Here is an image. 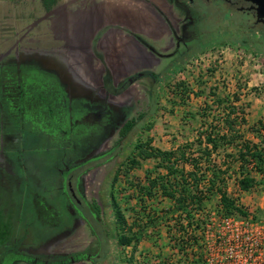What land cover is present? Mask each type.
Segmentation results:
<instances>
[{
    "label": "flooded vegetation",
    "instance_id": "obj_1",
    "mask_svg": "<svg viewBox=\"0 0 264 264\" xmlns=\"http://www.w3.org/2000/svg\"><path fill=\"white\" fill-rule=\"evenodd\" d=\"M155 1L171 12L169 21L155 8L169 27V41L156 47L138 37L140 43L147 49L171 50L161 54L166 57L198 41L203 13L194 0ZM221 1L228 17L232 11L251 15L250 30L264 27L255 22L250 4ZM85 12L97 13L99 23L107 20L105 6L94 1ZM222 18L225 27H221L226 30L212 33L214 38L206 44L225 43L241 36L230 30L227 18ZM160 39L149 38L155 43ZM239 41L245 48L255 47L251 37ZM20 42L12 52L0 55V188L14 196L12 207L17 211L18 227L17 237L0 252V264L6 258L9 264H94V257L80 250L82 230L97 243L100 240L93 227L101 225V233L105 234L99 200L111 194V180L106 179L105 169L113 163L111 169L115 171V160L120 155L116 148L121 143L118 139L112 147L108 144L114 130L117 128L119 134L126 123L124 94L128 88L116 94L105 88L104 77L98 88L86 81L78 86L66 73L74 63L72 54L19 49ZM56 58L58 61H54Z\"/></svg>",
    "mask_w": 264,
    "mask_h": 264
},
{
    "label": "rangeland",
    "instance_id": "obj_2",
    "mask_svg": "<svg viewBox=\"0 0 264 264\" xmlns=\"http://www.w3.org/2000/svg\"><path fill=\"white\" fill-rule=\"evenodd\" d=\"M93 1L96 0H55L53 7H59L58 15L48 14L43 6H40L41 2L38 0L0 1L2 12L0 13V44L2 42L3 47L8 46L10 38H7V35H11L16 28L17 39L21 41L19 49H45L44 51L59 49L50 38L48 21L43 18H52L50 24L57 32L64 28L68 34H72L75 13L79 12L78 16L87 15L85 11L91 8ZM194 1L200 14L203 13L198 31L201 35L197 37L198 41H192L188 49H178L176 54L163 57L162 64L154 68L155 78H141L124 94L126 96L125 121L134 119L135 126L132 132L124 138L119 137L116 128L108 144V147H112L115 141L120 139V148H116L120 154L115 160L116 169L112 171L113 163H111L106 167L105 172L108 175L106 179L111 180V194L129 222L137 218L139 208L148 210L151 207V203L143 202L136 189L128 190L129 180L143 181L145 176L154 172L155 162L153 160H139L137 168L128 170L130 167L128 160L135 155L134 147L137 143L149 142L151 147L166 151L192 143L201 124L198 115L202 110L210 115L209 107L213 109L210 117L226 112L227 107L234 105L238 117H244L246 120L247 118L256 120L264 118V27L256 26L250 30L253 25L251 15L248 17L246 14L232 11L228 17V9L221 0H212L209 3L205 0ZM64 3H66L65 6H63ZM12 7L20 14L18 22L16 19H12L11 22L10 15H6L11 14ZM175 12L180 14L179 11ZM62 13L63 15H60ZM222 17L227 18V23L231 25L230 30L241 36L233 38L232 41L226 40L225 43L222 41L210 46L206 43L208 39L214 38L212 33L217 34L226 30L221 27L223 25L225 27ZM39 19H42L40 23L37 22ZM60 19H65V21L61 22ZM34 24L40 28L39 31L31 32ZM208 30L211 32L207 33ZM250 37L253 39L254 49L245 48L240 44V39L250 40ZM43 38L47 43L46 48H39L34 40ZM167 40L169 41V38L164 35L160 41L155 43V46H161ZM62 45L61 49L70 54L64 44ZM170 51H161V54L170 53ZM54 61H58V58ZM219 99H226L230 105L224 103L219 108L216 107ZM213 101L214 103L211 104ZM209 123L213 127H222L215 122ZM243 136L247 140H254L252 134L245 128ZM225 157L223 152H219L216 159L221 162ZM236 169L237 164L233 163L230 174L232 175V171ZM106 179L102 188H105ZM259 179L258 177V181ZM228 187L231 193L235 192L233 181H228ZM5 192L0 188V252L4 250L5 244L17 237L18 229L17 211L12 207L14 196ZM239 199L247 213L253 214L259 220H264V186H257L249 193L240 194ZM99 203L104 210L103 223L106 224L103 226V231L105 234L101 233V225L93 227L98 241L100 240L97 243L93 241L88 231L82 230L80 250L90 253L94 257V264H124L125 258L129 257L128 255L132 252L121 250L116 244V221L112 217L110 197L99 200ZM107 203H109L108 206H106ZM164 205L167 206V202ZM217 205L216 197L206 203L205 207L209 217L217 213ZM140 216H144L143 211ZM138 223L141 225L145 222L139 221ZM20 229L21 227L19 233L23 232ZM150 229H147V236L141 239L137 252L134 254V259L138 263L147 264L151 262V256L162 254L168 256L172 253L165 228L152 229L154 232ZM92 241L93 243L90 244ZM9 261L10 259L6 258L2 264H9ZM181 261V264H185L183 258Z\"/></svg>",
    "mask_w": 264,
    "mask_h": 264
},
{
    "label": "trees",
    "instance_id": "obj_3",
    "mask_svg": "<svg viewBox=\"0 0 264 264\" xmlns=\"http://www.w3.org/2000/svg\"><path fill=\"white\" fill-rule=\"evenodd\" d=\"M143 77L156 76L152 72L137 73L117 87L112 85L108 75L104 76L103 81L105 88L118 94ZM213 103L214 101L211 104ZM224 103L230 105L226 99H219L216 107L219 108ZM209 108L210 115H207L205 110L200 113L201 127L194 143L184 144L170 151L153 148L149 142L135 145V155L128 160V170L137 168L139 160H153L155 164L154 172L145 176L144 181H128V190L136 189L144 203H151L148 210L138 209V219L133 218V221L129 222L119 209L113 194L109 196L112 217L116 221V244L121 250L132 252L125 258L124 264H142L135 261L134 254L150 227L153 230L165 228L172 253L168 256H151V262L147 264H181V258L185 264H189L188 243L191 240H199L195 232L204 231L209 224L210 217L205 206L216 196L218 215L249 214L241 206L239 195L234 196L228 191L226 181L233 176L239 194L249 193L257 186H264V118L249 128L254 140H247L240 130L236 129L237 126L245 124V119L237 116L234 105L227 107L226 112L212 117L210 116L213 109ZM135 122L134 119L126 121L119 130V136H128ZM209 122H215L222 127H213ZM219 152L226 156L221 162L216 159ZM233 163L237 164V169L232 171L231 175ZM185 165L189 167L188 170ZM166 202L167 206L164 205ZM142 211L144 216H140ZM139 221L145 223L139 225ZM191 227L193 228L189 233L188 229Z\"/></svg>",
    "mask_w": 264,
    "mask_h": 264
},
{
    "label": "crops",
    "instance_id": "obj_4",
    "mask_svg": "<svg viewBox=\"0 0 264 264\" xmlns=\"http://www.w3.org/2000/svg\"><path fill=\"white\" fill-rule=\"evenodd\" d=\"M39 1L41 2L39 3L40 6L42 5L48 14L55 15L59 13V7H53L55 0H38V2ZM95 2L98 5L102 4L105 6L107 20L99 23V15H97V13L92 12L87 15L83 14V16H78L79 12L77 11L78 13H75V20L72 22V34H68L64 28H61V31L57 32L54 26L50 24L52 18H43L44 20L46 19L45 21H48V28L51 33L50 38L57 44L56 48H59L46 51H55L56 54L64 53L61 49L63 46L62 44H64L65 48L72 54V62H74L69 68V72L66 71V73L78 84V86H84L86 81L89 86L98 88L102 84L103 77L108 75L112 85L117 87L125 79L134 74L141 72L153 73L154 68L161 65L164 59L161 55V49H147L140 43L138 37L145 42L152 43L151 45H155V42L150 41L149 38L160 39L163 38L164 35L168 36L169 27L166 25L163 17L155 11V8L158 7L160 11H162L164 17L169 21L172 20L170 10L161 6L155 0H151V2H146L145 0H96L94 3ZM65 5L66 3L63 4V6ZM0 13H2L1 8ZM10 13L11 14L7 13L6 15H10L11 22L12 19H16L18 22L20 14H18L13 7ZM60 15H63V13ZM41 20L42 19H39L37 22L40 23ZM60 20L61 22L65 21V19ZM36 27H38L37 24H34L31 32L40 30L39 27L35 29ZM35 34L37 35V33ZM7 38H10V42L6 40V42H9V45L3 47V43L1 42L0 55L7 51L12 52V47L17 46V29L15 28V30L11 32V35L8 34ZM42 40H34V43L37 44L39 48H46L47 43L45 38ZM78 47L81 49H74ZM16 50L17 49H15V51ZM134 85L135 84L132 86ZM132 86H130L127 91H129ZM234 104L236 105V103ZM198 116L200 118V113ZM260 119L247 118V120L245 119V124L237 126V129L243 134L244 128L249 131V128L254 126ZM199 129L196 131L195 138ZM194 141L192 143H194ZM150 146L152 145L150 144ZM176 148L174 147L171 150H175ZM185 166L186 170H188L189 167L187 165ZM228 181H233L235 192L232 194L234 196L240 195L234 177L231 176V178L227 179V187ZM228 191L231 193L229 187ZM216 199L218 200L217 196Z\"/></svg>",
    "mask_w": 264,
    "mask_h": 264
},
{
    "label": "built area",
    "instance_id": "obj_5",
    "mask_svg": "<svg viewBox=\"0 0 264 264\" xmlns=\"http://www.w3.org/2000/svg\"><path fill=\"white\" fill-rule=\"evenodd\" d=\"M218 214H212L204 231L195 232L199 240L188 243L189 264H264V220L251 213Z\"/></svg>",
    "mask_w": 264,
    "mask_h": 264
},
{
    "label": "water",
    "instance_id": "obj_6",
    "mask_svg": "<svg viewBox=\"0 0 264 264\" xmlns=\"http://www.w3.org/2000/svg\"><path fill=\"white\" fill-rule=\"evenodd\" d=\"M250 4L249 10L255 14V22L264 25V0H242Z\"/></svg>",
    "mask_w": 264,
    "mask_h": 264
}]
</instances>
